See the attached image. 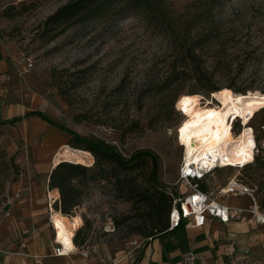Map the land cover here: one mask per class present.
<instances>
[{
  "label": "rangeland",
  "instance_id": "1",
  "mask_svg": "<svg viewBox=\"0 0 264 264\" xmlns=\"http://www.w3.org/2000/svg\"><path fill=\"white\" fill-rule=\"evenodd\" d=\"M67 1L0 0V37L22 61L30 57L34 62L28 71L30 88L47 100L49 117L65 130V145L72 131L110 143L126 159L151 150L160 158L161 183L184 193L186 187L178 183L184 156L178 127L186 115L181 101L198 94L205 104L212 93H206L193 75L181 73L186 63L180 47L171 45L169 36L145 15L110 14L72 25L57 36V31L45 32L47 17ZM169 1L185 13L181 25L199 16L202 20L193 22L197 28L214 30L196 47V62L213 73L216 86L232 84L264 94V0H211L210 7L198 0ZM250 122L257 161L244 169L217 170L212 183L222 187L237 177L256 190L264 209V106ZM241 130L236 122L231 136ZM88 167L96 169V159ZM149 171L146 163L126 171L108 164L103 179L88 174L82 180L80 205L68 215L75 229L80 227L79 243L95 254L114 257L127 252L132 241L146 238L135 231L133 195L120 182L135 180L142 191ZM34 172V149L28 139L14 125L0 122V208L19 185L33 179L41 183ZM224 199L248 204L242 197Z\"/></svg>",
  "mask_w": 264,
  "mask_h": 264
},
{
  "label": "crops",
  "instance_id": "2",
  "mask_svg": "<svg viewBox=\"0 0 264 264\" xmlns=\"http://www.w3.org/2000/svg\"><path fill=\"white\" fill-rule=\"evenodd\" d=\"M28 71L14 48L0 37V122L14 125L28 139L34 149V175L41 179L38 185L33 179L29 183L32 192L0 212V264H182L188 251L196 254V264H264V225L251 217L227 224L209 218L201 228L181 226L114 257L92 250L85 257L82 245L70 256L55 255L50 212L60 193L56 197L54 190H48L54 152L65 145L67 137L57 123L33 113L42 112L52 120L47 100L29 86ZM241 197L248 200L247 205L223 200L237 206L251 203Z\"/></svg>",
  "mask_w": 264,
  "mask_h": 264
},
{
  "label": "trees",
  "instance_id": "3",
  "mask_svg": "<svg viewBox=\"0 0 264 264\" xmlns=\"http://www.w3.org/2000/svg\"><path fill=\"white\" fill-rule=\"evenodd\" d=\"M198 1L209 7L214 4L211 0ZM110 14L120 17H127L131 14L145 15L155 27L162 29L169 36L171 45L180 47V53L186 63L185 66L179 68L181 73L193 75L206 93L223 88L212 82V72L205 70L196 62L198 58L196 47L208 41L214 30L197 28L196 23L193 22L202 20L199 16L192 17L185 25H181L179 22L185 13L175 10L169 0H68L47 17L44 30L47 33L57 31L55 34L57 36L72 25ZM177 70V67L172 68L173 73ZM227 87L235 92H245L232 84ZM33 113L56 124L42 112ZM69 133L71 135L69 146L90 152L95 157L94 160L96 159V169L81 163L61 162L58 164L51 172L49 181V189L55 191L53 195L59 196L60 193V201L55 204V209L61 210L62 214L69 215L75 207L80 205L84 192L82 180L88 174H92L95 180H101L104 178L103 172L108 164L126 171L135 169L139 163H146L150 166L149 179L147 180L148 186L142 191L137 188L135 180L134 182L131 180L120 182L124 190L133 195L131 201L135 209L136 223H138L135 231L146 238H154L168 231L172 198L160 181L161 162L153 151L141 150L126 159L110 143L83 137L72 131ZM202 187L205 188L206 185L202 183ZM79 236L80 231L75 237L76 243L83 245V242H78Z\"/></svg>",
  "mask_w": 264,
  "mask_h": 264
},
{
  "label": "bare ground",
  "instance_id": "4",
  "mask_svg": "<svg viewBox=\"0 0 264 264\" xmlns=\"http://www.w3.org/2000/svg\"><path fill=\"white\" fill-rule=\"evenodd\" d=\"M186 97L191 99L184 102ZM200 98L198 94H189L181 101L182 110L187 109L178 127L185 161L193 160L197 165L204 163L211 167L218 164L222 167H245L253 163L257 146L254 130L249 124L264 106V94L251 90L235 92L223 87L212 92V97L207 98L205 104ZM238 119L247 125L237 136L232 137L231 127ZM61 162L91 166L94 157L88 151L64 145L55 153L52 167ZM53 219L59 228L60 238L70 239L75 234V223L71 217L55 212Z\"/></svg>",
  "mask_w": 264,
  "mask_h": 264
},
{
  "label": "built area",
  "instance_id": "5",
  "mask_svg": "<svg viewBox=\"0 0 264 264\" xmlns=\"http://www.w3.org/2000/svg\"><path fill=\"white\" fill-rule=\"evenodd\" d=\"M25 61L27 69L31 70L34 66L33 60L30 57H27L25 58ZM236 122L240 123L242 129L245 127L242 121L238 119L234 122L233 132ZM181 146L184 147L182 144ZM258 152L259 150L256 147L254 162H256ZM253 163H250L245 167ZM245 167L237 166L232 168L244 169ZM224 168L231 167H222L220 164L211 167L204 163L197 165L193 160L186 162L185 157H183V162L178 173V183L186 187V190L182 193L177 192L173 187L167 189L172 198L170 227L168 231L178 229L181 226H186L188 228H201L205 226L209 218L227 224L232 221H243L247 217H251L254 218L258 224L264 225V209L260 206L256 197V190L253 187L237 177L229 179L222 187L214 186L212 181H214L215 172ZM202 183L206 185L205 188L202 187ZM48 191L50 192L52 190L49 189ZM30 192H32L30 185H19L14 190L12 196L6 200L4 206L0 208V212L4 211L15 201L23 199ZM229 196H246L250 199L251 203L248 206L232 205L223 200L224 197ZM59 201L60 197H58L57 201H54V204ZM55 212L62 213V211L51 209L50 212V220L54 230L53 252L57 256H70L80 250V247L75 240L79 228L75 230V234L70 236V239L60 238L59 228L56 221L53 219ZM150 239L151 238H145L143 241L134 240L131 242V248L136 250ZM261 248L264 260V241L261 244ZM81 252L85 257H88L91 253V248L82 245ZM182 264H196V254L193 251L186 252L183 255Z\"/></svg>",
  "mask_w": 264,
  "mask_h": 264
},
{
  "label": "snow or ice",
  "instance_id": "6",
  "mask_svg": "<svg viewBox=\"0 0 264 264\" xmlns=\"http://www.w3.org/2000/svg\"><path fill=\"white\" fill-rule=\"evenodd\" d=\"M191 98H188V97H186L185 98V100H184V102H187V101H189ZM187 109H185V111H186ZM181 132H183V129H181Z\"/></svg>",
  "mask_w": 264,
  "mask_h": 264
}]
</instances>
